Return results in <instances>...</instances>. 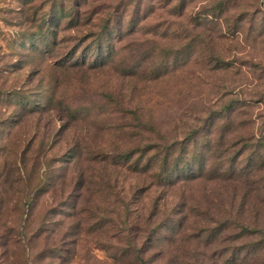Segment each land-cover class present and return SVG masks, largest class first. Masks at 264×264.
<instances>
[{"label":"rangeland","instance_id":"obj_1","mask_svg":"<svg viewBox=\"0 0 264 264\" xmlns=\"http://www.w3.org/2000/svg\"><path fill=\"white\" fill-rule=\"evenodd\" d=\"M71 1L0 0V91L53 95L50 110L13 125L4 119L14 106L0 99V165L25 161V182L0 175V264H129L114 261L116 239H125L130 227L138 237L141 229L179 217L181 232L192 235L230 226L205 248L195 237L169 240L165 231L148 250L153 263L224 264L219 255L259 240L257 233L237 236L232 221L264 229V0H76L87 11L80 25L62 19L49 27L56 37L43 52L20 44L36 31L33 17L59 5L69 9ZM105 32L107 47L92 63V41ZM211 115L220 117L202 137ZM224 127L226 141L252 137L262 144V160L247 180L203 176L162 186L150 174L102 168L91 159L98 151L113 155L186 140L195 129L202 130L199 142H214ZM179 151L176 145L174 156ZM37 156L49 165L43 179L51 178L28 207L20 192L39 179ZM140 187L128 207L132 216L136 208L151 213V220L129 227L114 191L131 198ZM244 256L235 264H264V247Z\"/></svg>","mask_w":264,"mask_h":264},{"label":"trees","instance_id":"obj_2","mask_svg":"<svg viewBox=\"0 0 264 264\" xmlns=\"http://www.w3.org/2000/svg\"><path fill=\"white\" fill-rule=\"evenodd\" d=\"M71 2L75 4L70 5L69 9H65V7L59 5L57 7L55 6L56 10L54 7V9H52L54 11H48V13L42 14V16L37 19L36 16L33 17L32 20L36 22L35 24H37L36 31L34 34L31 33L21 37V39H19L21 42L20 44L22 46L29 44L30 47H32L28 48L30 51L38 52L40 50L43 52L44 49H48L52 46L53 40L56 37L54 30L49 29V27L58 26L62 19H66V23L72 27L80 25L81 15L87 13V11L85 9L81 10L83 3L79 4L80 1L77 2L78 4H76V0ZM24 3L27 4L28 0H24ZM87 22L83 24H86ZM46 23L47 27L45 28ZM107 39H109V33L106 32L101 34V37H98L97 35L94 37L92 41L94 43L92 44H94V49L97 53L94 52L92 63L96 61L101 48L104 49L107 47V45H105L107 43ZM81 62L84 64L83 62H85V59L83 58ZM75 63L80 62L76 61ZM0 99L5 101V103L14 106V110H11L9 116L4 119V122L13 125L19 121L20 116L23 117L31 113L50 110L52 108L51 103L53 102V95L52 93H43L40 95L39 99H33L30 94H27L25 91H21L20 89L4 91L1 89ZM67 111L71 117L74 116L75 111L69 108H67ZM219 117V115H211L207 117L210 118L208 123L209 129L207 131H203L204 133L202 134V137L205 134H211V129L214 127ZM228 130V127H224L219 138L214 142L210 139H202V141L199 142L198 139H196V134L200 131L202 132V130L198 131L195 129L188 134L186 140L173 141L162 146L157 144L144 145L142 147L133 148L121 153H115L113 155L98 151V153L92 154L91 159L98 162L102 168H105L107 165H113L121 169H125L128 172L137 174L138 176L150 174L154 182L157 185L162 186H172L180 181H192L203 176L209 179L243 178L247 180L248 175L253 170H256L258 164L262 160V156L258 148L261 147L262 144H253L251 141L252 137H243L240 138L239 141H226L225 132ZM198 144L201 146L199 149H197ZM176 145L180 151L179 154L174 156V147ZM191 145H194L193 151L188 149ZM38 158L39 157L37 156L34 161V168L37 173H39V179L37 178V181H35V183H33L29 188L27 184L24 185V187L27 188V192H20V196L25 199L24 203L28 207L33 205V201L38 196L47 191L48 179L51 178V175H49L43 179V175L47 174L49 165L47 162L44 163ZM24 165V160L11 161L10 159H3L0 165V175L3 176V174L10 172L11 176L13 174V184L14 182L17 184L23 183L25 182L23 179V173L25 170ZM114 181L115 183L117 182L116 177ZM85 183V181L81 183L83 189L85 187ZM115 183L110 186L111 190H114L116 186ZM140 190L141 187L133 190L134 195H132L133 197L131 198L126 195L119 196L120 190L114 191L116 198L118 197L116 201H120L123 205V216L126 221L128 220L130 223L129 227L132 222L136 221V219L140 221L144 220L146 224L149 223V220H151V213H145L143 216L142 209L138 210L136 208L138 213L135 214V216H132V211L129 210L128 206L131 204V200L135 198V194L140 192ZM86 191L87 187L84 189L82 203L86 200L84 195ZM183 219L184 217L181 219L179 217V219H174L169 223H157L150 229H141V235L138 237L132 235L133 232H131L130 227L129 233L125 235V239H116L117 245L116 254L113 255L114 261L128 260L129 264H154L153 262L155 259L149 256L148 250L150 246H152L153 242L161 241L165 231L169 233L167 235V239L169 240L173 241L176 236L190 240L195 237L198 238L200 244L205 248L212 244L216 238L230 226L227 222H223L219 223L217 227H213L208 234H205L206 229L199 228L197 229V232L194 233L195 235H192L191 233L185 232V230L181 232V228L184 223ZM233 222L234 221H232V224H234L233 228L239 227L237 236L248 237L257 233L259 235V240L243 247H234L231 249L232 251L229 257H224L225 259L222 257V254L219 255L218 260L223 261L224 264H235L238 259L245 258V256L242 257L245 253L250 254L256 249L258 250L261 247H264V229H249L247 226ZM144 240L145 242L148 241L149 245H145ZM216 262L218 261H215L214 264H217ZM200 264H203V259H200Z\"/></svg>","mask_w":264,"mask_h":264}]
</instances>
